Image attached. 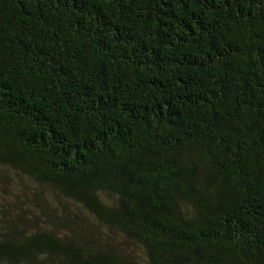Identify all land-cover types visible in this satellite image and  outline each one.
Returning a JSON list of instances; mask_svg holds the SVG:
<instances>
[{
  "label": "trees",
  "instance_id": "trees-1",
  "mask_svg": "<svg viewBox=\"0 0 264 264\" xmlns=\"http://www.w3.org/2000/svg\"><path fill=\"white\" fill-rule=\"evenodd\" d=\"M0 264H264V0H0Z\"/></svg>",
  "mask_w": 264,
  "mask_h": 264
}]
</instances>
